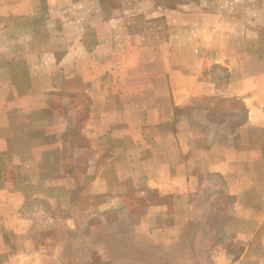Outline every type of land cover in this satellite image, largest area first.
<instances>
[{
  "label": "crops",
  "instance_id": "crops-1",
  "mask_svg": "<svg viewBox=\"0 0 264 264\" xmlns=\"http://www.w3.org/2000/svg\"><path fill=\"white\" fill-rule=\"evenodd\" d=\"M252 3L0 0V264H264Z\"/></svg>",
  "mask_w": 264,
  "mask_h": 264
},
{
  "label": "rangeland",
  "instance_id": "rangeland-1",
  "mask_svg": "<svg viewBox=\"0 0 264 264\" xmlns=\"http://www.w3.org/2000/svg\"><path fill=\"white\" fill-rule=\"evenodd\" d=\"M253 11H262V7H264V0L263 2L261 0H253ZM219 75H221L220 72H217ZM219 78H221L220 76H218ZM217 203L219 205H217V210L212 213V215L209 217L210 221L209 223L214 224L218 223L219 218H221L224 214H225V209H223L224 205L222 204L223 202L221 201V199H218ZM215 234L213 232L212 229L208 230L206 233L204 234H198L200 237L198 239V241L194 244V257L191 258V260H189V264H212L211 259L206 257V253L205 250H207L211 244L212 241L215 237ZM237 264H252L250 262H245V261H241L238 262ZM255 264V263H253Z\"/></svg>",
  "mask_w": 264,
  "mask_h": 264
}]
</instances>
